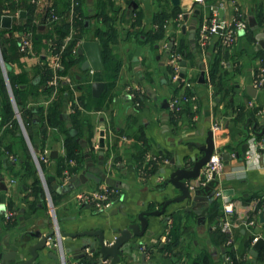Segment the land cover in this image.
<instances>
[{
    "label": "crops",
    "instance_id": "0c3cea01",
    "mask_svg": "<svg viewBox=\"0 0 264 264\" xmlns=\"http://www.w3.org/2000/svg\"><path fill=\"white\" fill-rule=\"evenodd\" d=\"M8 1L0 0L1 29H5L2 27L4 16H12L13 23H20L29 17L32 7L34 21L45 30L41 18L47 14L46 7L61 6L64 0H45L43 8H37L31 0H15L20 5L15 13L6 8ZM80 1L86 17V40L100 43L98 31H114L109 47L121 63L119 79L113 95L101 110L81 111L77 128L70 115L75 111L73 103L80 105L83 92L75 88V82L74 87L69 86L73 99L68 98L62 106L63 127L49 128L45 134L40 132L39 126L33 128V144L28 137L30 146L48 158L42 166L48 190L33 156L28 160L29 145L23 143L19 133H8L6 126L0 127V138L5 139L2 144L5 152H0V253L12 250L23 236L29 245L36 243L37 239L27 234L33 229L44 233L56 228L65 233L102 230L111 234L113 228H123L130 221L139 222V213L159 210L165 201L180 194L171 186L164 190L168 175L162 170H172V160L186 161L192 155H200L193 144L204 143L207 132L213 130L216 150L222 149L231 155L227 163L223 161L224 170L217 189L223 190L224 195L230 193L225 196L234 203L240 226L231 237L227 235L225 241L215 229L219 217L211 215L212 204L205 217L188 211L187 203L174 204L166 214L149 217L150 233L139 239L143 243L140 253H147V264H227L231 252L237 255L240 264H264V247L257 257L251 253L254 239H264V137L251 135L246 159L242 161L237 157L246 143L248 119L264 115V88L254 86L264 61V50L258 48L257 39L264 31V0H207L198 15L189 13L191 0H180L179 5L173 0H128L126 5H119L115 0ZM234 1L240 5L248 23L250 17L256 19L258 28L249 25L231 49L217 51L215 42L203 52L198 41L197 49H192L189 27L195 18L198 37L200 26L211 16L210 5L224 2V18L233 25ZM177 11L184 12L181 24L187 26L186 33L179 27ZM164 16L167 18L164 37L147 40L145 33L159 30L158 19ZM171 42L172 48L169 47ZM180 42L188 45L191 57L186 59V77L176 87L170 80L167 62L168 53ZM218 55L224 63L221 62L213 80L211 68ZM21 63L31 77L40 66L38 59L30 56L22 57ZM13 68L15 74L22 73L19 64H14ZM80 69L81 66H76L72 71L77 82L78 76H82ZM135 86L145 90L140 106H136L129 95V87ZM250 86L256 90L254 95L250 93ZM175 95L189 100L182 101L178 111L171 107L165 109ZM46 97L40 100L45 101ZM252 127L253 123L250 129ZM101 131L105 132L106 144L105 165L101 169L125 186L113 188L89 180L64 194L48 183L47 178L54 176L57 183L65 185L73 175L82 173L86 154H90L97 165ZM69 137L80 146L81 162L67 160ZM142 156L144 160L140 163ZM74 169L77 172L70 173ZM66 171L70 173L68 180ZM106 187L116 192L115 205L108 211H96L80 199L83 193L100 192ZM215 201L222 208L223 199L215 198ZM206 208L208 206L202 210ZM249 221L253 224H248ZM63 242L65 248L71 249L66 253L67 264H95L98 259L87 255V248L81 249V238H66ZM53 254L41 252L34 264H61ZM129 263L141 264V261Z\"/></svg>",
    "mask_w": 264,
    "mask_h": 264
},
{
    "label": "water",
    "instance_id": "95a60500",
    "mask_svg": "<svg viewBox=\"0 0 264 264\" xmlns=\"http://www.w3.org/2000/svg\"><path fill=\"white\" fill-rule=\"evenodd\" d=\"M175 5L180 4V0H173ZM199 10L195 11V14L198 15ZM21 15H24L22 13ZM188 15L185 16L187 18ZM219 18L222 21L224 19V10L219 11ZM197 19L192 22V25L189 27L190 30V42L192 44V49H197ZM88 26V22L86 23ZM249 25L253 29L258 28V23L254 17H250ZM2 27L11 30L13 27V17L4 16L2 18ZM183 31L186 33L187 26L182 27ZM259 41L258 48L264 50V31L260 32L257 35ZM169 47H173V42L170 43ZM78 55L81 56L84 61L81 64V70L83 72H88L89 70H94L95 72H103L105 69L102 48L101 44L97 40H85L82 45L78 48ZM0 63L4 71V77L7 82L8 90L12 99V102L16 107L15 99L12 93L10 82L8 79V72L4 64L1 52H0ZM182 68L180 72V81H183L186 77V69L188 67V61L182 59L180 62ZM8 69L11 70V66H8ZM78 79H82V76H78ZM201 81L204 83V77L202 75ZM92 94L95 98L101 97L106 90V83L103 81H94L91 85ZM250 93L254 95L256 90L250 86ZM170 105L167 103L165 109H169ZM21 123V122H20ZM253 123V127L250 129V124ZM22 125V124H21ZM260 127V130L257 128ZM24 134L29 141L28 135L26 133L25 127L22 125ZM245 130L247 131L246 143L242 146L241 154H238L237 157L239 160L244 161L248 155L250 149V138L251 135L256 138L264 137V115H258L248 119L247 124L245 125ZM74 134L75 131L73 130ZM105 132L101 131V140L99 143V162L97 165L91 158L90 154H86V164L85 169L80 174L73 175L67 184L62 185L57 183L54 176L48 177V183H51L58 191L62 193H69L75 189L86 184L89 180H93L98 184L105 183L110 187L118 188L125 186L123 183L112 179L107 175L103 169L105 165ZM86 146V145H85ZM193 146L198 150L200 155H192L190 159L183 161H171L172 170L167 171L163 169L162 172L168 175L165 182V189L171 186L179 190L180 194L168 199L164 202L162 207L159 210L155 211H143L139 213L137 220L139 222H128L123 228H113L111 234H107L102 230L98 231H83L78 233H65L61 232L58 228V233L61 237V242L64 246L63 239H82L81 249H88V254L95 255L96 259L95 264H130L129 262H140L141 264H147L146 258L147 253H140L142 247V241H139L140 238L144 237L146 234L150 233V216H162L166 214L167 209L174 204L187 203V210L194 211L197 214H202L204 217L207 216L209 205L214 203L217 187L219 186V181L217 175H213V180L209 183L202 185L200 183V177L203 168L211 161L212 156L216 152V143H215V134L213 130L207 132V137L204 143H194ZM218 152L221 153L222 159L224 162H228L231 158V155L228 152L218 149ZM230 193L225 192V195ZM208 204V205H207ZM208 206V208L203 209V207ZM204 217L202 219H204ZM57 230L44 233L41 230L28 231V236L37 239V242L29 245L24 241V236L22 240L17 243L12 250L1 252L0 253V264H34L40 257L41 252H54L55 259H59L57 247L54 245V237L58 235ZM264 247V239L260 238L252 247V255L255 257L258 256L259 251ZM65 248V246H64ZM71 249L65 248V253H69ZM84 254V256L86 255ZM52 256V254H51Z\"/></svg>",
    "mask_w": 264,
    "mask_h": 264
},
{
    "label": "trees",
    "instance_id": "16d2710c",
    "mask_svg": "<svg viewBox=\"0 0 264 264\" xmlns=\"http://www.w3.org/2000/svg\"><path fill=\"white\" fill-rule=\"evenodd\" d=\"M76 2H78V5L75 7V13L77 14V17L73 22L70 21V17L67 15L71 10L72 1L64 0L61 3V6L53 5L52 7H46L45 11H47V14L45 17L43 15L41 18L42 25L46 26L45 30H41L40 25L34 21L35 9L32 7L28 13L29 17L20 23L14 22L11 30L0 28V47L2 58L8 72V79L18 113L21 116L26 133L32 144L33 128L35 126L40 127V132L42 134H45L49 128L63 127L64 119L61 118L63 115L62 106L68 98L73 99V97L70 87L66 83L62 82L58 87H51L48 85V82L54 77V72L50 68L48 62L42 58L39 61L40 66L36 67L35 69L34 76H30V74L27 72V69L21 63V58L24 57V55L18 48V39L16 38L17 32H30L32 34L33 52L35 55L40 56L46 53L49 49L47 41H54L59 50L64 43V39L73 31V39L68 44L66 50L63 53L62 63L64 65V70L59 71V74L72 77L75 82V88H80V90L83 92L79 100L82 108L80 105H75L73 103L72 108L75 111L70 115V120L72 121L73 126L76 128L79 126L78 117L81 111L101 110L107 103L108 99L113 95V91L116 88L119 79L121 63L113 54L112 49L109 47V42L114 36V31L110 30L112 34L108 32H97V37L100 38L102 48L105 66L104 71L96 72L94 77L90 79V77H88L89 73L83 72L80 69L82 71L83 77L81 80H79V82H77L75 74L72 73V71L76 66L80 68L83 58L78 55L77 51L75 52L74 50L79 42L86 40L84 24L86 17L83 13L81 1L76 0ZM8 3L9 4L6 6V8L10 13H15L20 9V5L15 0H9ZM53 9L56 13L64 14L66 16L55 23H48L47 18L50 14V11ZM180 13L181 11H177L175 16L178 18ZM78 16H80L82 20L78 19ZM166 19L167 18L165 16L158 19V23L160 24L159 30L145 33L147 40L154 41L164 37V25L166 24ZM173 51L177 54H180L183 59H189L191 57L189 47L186 43H178V47ZM221 62L222 61L219 55L213 61L211 68L213 80L220 71ZM14 64H19L22 67V73H14ZM8 66H11V70L8 69ZM94 81H103L106 83V90L99 98H95L92 94L91 85ZM0 90V92L3 94L2 109L0 111V127L6 126V131L8 133L10 131L19 133L21 140L26 144L17 119V111L11 105L12 103L8 98L5 81L2 77H0ZM44 95L48 97H46L47 100H40V97ZM139 100L141 101V99ZM47 101L49 102L45 105V102ZM36 119H38V122H36ZM2 144L3 139L0 138V152L4 153L5 151L2 150ZM66 147L68 155L67 160L76 159L77 161L79 160V162H81L80 160L82 157L79 155L80 146L75 142V140H73L72 137H69L68 141L66 142ZM7 148L10 150V147L7 146ZM27 156L28 160L31 161L32 155L29 149H27ZM143 160L144 159L142 156L140 163H142ZM76 172L77 169H74L70 173ZM210 213L212 216L219 218L222 217V208L218 201H214V203H212ZM219 233L223 236L225 241L228 239L226 234L220 231ZM229 255V258L232 260L231 264L241 263L234 252H231Z\"/></svg>",
    "mask_w": 264,
    "mask_h": 264
},
{
    "label": "built area",
    "instance_id": "2783aa9c",
    "mask_svg": "<svg viewBox=\"0 0 264 264\" xmlns=\"http://www.w3.org/2000/svg\"><path fill=\"white\" fill-rule=\"evenodd\" d=\"M32 3L37 8H43L45 7V0H31ZM72 6L71 10L67 14L70 17V21L73 22L74 19H76L77 14L75 13V7L78 5V2L76 0H71ZM117 4L119 5H126L128 0H115ZM192 4L189 8V13H194L196 10H199L202 6H205L207 4V0H191ZM224 2H221L219 5H210L209 10L211 12V16L207 21H205L199 28V34L197 37L198 46L200 50L203 52L206 51V49L210 46L217 44V51L219 50H226L231 49L235 42L237 41V38L241 32H244L249 27L248 20L243 13V11L240 8V5L238 2H233L232 5L235 8L236 11V18L235 23L232 25L228 21L225 20V18L221 21L219 18V11L221 9H224ZM52 7V6H51ZM64 14L56 13L55 10H51L50 14L47 18L48 23H55L57 21H60L65 17ZM78 19L82 20L80 16H78ZM184 19V12H181L177 18V20L180 22L179 27H182L181 22ZM16 38L18 39V48L20 52L25 57H36L38 61L42 58L43 60H46L54 72V77L48 82V85L51 87H58L60 83H66L71 87H74V80L72 77L66 75H60L59 71L64 70V65L62 63L63 59V53L66 50L68 44L73 39V31L64 39V43L61 46V48L58 50L56 44L54 41H47V44L49 45V49L46 53L37 56L33 52V42H32V34L30 32H17ZM83 42H79L75 48V52L78 51V48L82 45ZM216 51V52H217ZM218 53V52H217ZM182 56L180 54L175 53L174 51H170L168 53V67L169 70V77L173 85H179L183 81H180V72L182 70L180 66V62L182 60ZM224 63V62H222ZM90 79H92L95 75L94 70L88 71ZM190 86V84H187ZM254 86L257 89H263L264 88V61H262V67L257 75L256 80L254 81ZM129 95L134 100V103L136 106H140L141 103L139 102V99H143L145 95V90L141 87L135 86V87H129ZM192 99H195V97H192ZM188 101L189 98L185 96H173L171 100L170 107L173 111H178L180 109V104L182 101ZM17 111V117L21 124L23 125L22 119L20 114ZM24 126V125H23ZM215 129H218L217 126H215ZM1 136V135H0ZM32 154L33 158L36 161V164L38 166V170L40 172V175L42 177V181L48 190L45 175L42 169V165L48 162V158L46 155H43L36 151L33 147ZM73 164V163H72ZM224 170V163L222 159L221 153L216 150L214 155L211 158V161L203 168L201 177H200V183L202 185H205L213 180V175H217V179L219 181L220 176ZM70 176V173L66 171V180H68ZM116 196V192L112 190L111 188L106 187L100 192H86L80 195V199L82 201L87 202L90 204V207H92L94 210L99 212H104L110 210L115 205L114 197ZM216 199H223L222 203V217L219 218L218 222L216 223L215 229L228 235L232 236L234 231L240 226V223L237 219L236 215V209L235 205L232 201L227 199V197L224 195L223 190L217 189L216 190ZM10 216V215H9ZM248 224H253L252 221H249ZM57 233L58 229L56 228ZM55 246L58 250L59 260L61 264H67L66 260V253L65 248L61 242V237L58 233L56 237H54ZM258 241V238L254 239V244ZM226 262L229 264L232 263V260L230 258L226 259Z\"/></svg>",
    "mask_w": 264,
    "mask_h": 264
},
{
    "label": "rangeland",
    "instance_id": "374dc122",
    "mask_svg": "<svg viewBox=\"0 0 264 264\" xmlns=\"http://www.w3.org/2000/svg\"><path fill=\"white\" fill-rule=\"evenodd\" d=\"M0 52H1V47H0ZM1 55H2V52H1ZM0 71H1V75H0V77H2V78L4 79V81H5L6 91H7V93H8V98L10 99V101H11V103H12L11 105H12L13 108L16 110V108H15L13 102H12V99H11V96H10V93H9V90H8L7 82H6L5 77H4V71H3V68H2L1 63H0ZM0 91H1V90H0ZM2 95H3V94L0 92V111H1V109H2V103H3V97H2ZM17 119H18V117H17ZM18 122H19V124H20L21 131H22V134H23L24 140H25V142L27 143V145H29V146H28V149H29L30 153L32 154L31 146H30V144H29V142H28V140H27V138H26V136H25V134H24V131H23V129H22V125H21L19 119H18ZM3 143H5V139H4ZM29 147H30V148H29ZM32 156H33V154H32ZM38 173H39V175H40V172H39V171H38Z\"/></svg>",
    "mask_w": 264,
    "mask_h": 264
}]
</instances>
